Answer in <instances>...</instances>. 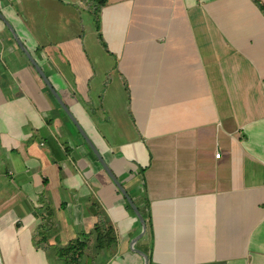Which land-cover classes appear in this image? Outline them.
I'll use <instances>...</instances> for the list:
<instances>
[{
  "label": "crops",
  "instance_id": "obj_1",
  "mask_svg": "<svg viewBox=\"0 0 264 264\" xmlns=\"http://www.w3.org/2000/svg\"><path fill=\"white\" fill-rule=\"evenodd\" d=\"M257 2L0 0V264H264Z\"/></svg>",
  "mask_w": 264,
  "mask_h": 264
},
{
  "label": "water",
  "instance_id": "obj_2",
  "mask_svg": "<svg viewBox=\"0 0 264 264\" xmlns=\"http://www.w3.org/2000/svg\"><path fill=\"white\" fill-rule=\"evenodd\" d=\"M0 18H1V20H3V22L6 24V26L8 27V29L11 31V33L13 34L14 38L16 39V42L18 43L19 47L21 48V50H23V52L25 53V55L27 56V58L30 60L31 64L33 65V67L35 68V70L37 71V73L43 79L44 83L49 88V90L52 93V95L54 96L55 100L58 102V104L60 105V107L64 110L65 114L68 116V118L70 119V121L72 122V124L76 127V129L78 130V132L80 133V135L82 136V138L85 140V142L87 143V145L93 151V153L97 157L98 161L102 165L103 169L106 171V173L112 179V181L117 186V188L119 189V191L121 192V194L125 197V199L127 200L128 204L130 205V207L133 209V211L136 214L137 218L139 219L140 223L143 225V231H142V234H141V236H142L145 233V230H146L145 221H144V219H143L140 211L138 210L137 206L133 202L132 198L129 196V194L127 193V191L124 189V187L122 186L121 182H119V180L117 179V177L115 176V174L111 171L110 167L105 162V160L103 159V157L99 153L98 149L95 147V145L93 144V142L91 141V139L89 138V136L87 135V133L84 131V129L82 128V126L80 125V123L78 122V120L72 114V112L69 109V107L65 104V102L63 101V99L61 98V96L57 93V91L54 89V87L52 86V84L49 82V80L47 79V76L44 73V71L37 64V62L33 59L32 55L28 52L27 48L21 42V40L19 39L18 35L16 34L13 26L4 18V16L1 14V12H0ZM134 243H135V241L132 244L134 245ZM133 251L136 252V253H138V254H140L141 256H143L144 261H145L144 264H148L149 263L148 256L144 252H142L140 250H137V249H134Z\"/></svg>",
  "mask_w": 264,
  "mask_h": 264
},
{
  "label": "trees",
  "instance_id": "obj_3",
  "mask_svg": "<svg viewBox=\"0 0 264 264\" xmlns=\"http://www.w3.org/2000/svg\"><path fill=\"white\" fill-rule=\"evenodd\" d=\"M107 0H94V6L92 9L93 12V17L96 22V28L97 31H99V16L98 12L101 7H103L106 4ZM257 2V0H255ZM259 4V2H257ZM261 7L263 13H264V7L259 4ZM99 37L101 38V35L99 34ZM99 232H102V230ZM105 234V231H103V235ZM86 249V243L81 242L79 243L78 241H75L73 244L68 245L65 248H60L57 251V255L60 259H63L65 264H79L80 262V257L83 255V251Z\"/></svg>",
  "mask_w": 264,
  "mask_h": 264
},
{
  "label": "rangeland",
  "instance_id": "obj_4",
  "mask_svg": "<svg viewBox=\"0 0 264 264\" xmlns=\"http://www.w3.org/2000/svg\"><path fill=\"white\" fill-rule=\"evenodd\" d=\"M87 23V27L90 29L91 27H94V24L92 23V22H90V21H88V22H86ZM90 26H89V25ZM129 30H130V28L131 27H134V25H133V19H132V21L130 22L129 21ZM136 29V28H135ZM87 31V30H86ZM90 33V35H91V31L89 32ZM89 38H85L87 41L85 42V45H88L89 43H90V41H92V40H95V39H91L90 38V36H88ZM98 37H99V35H98ZM100 38V37H99ZM101 39V38H100ZM104 45V44H103ZM80 46L82 47V44H80ZM130 56H132V54H129ZM1 57V56H0ZM33 66V65H32ZM84 69V70H83ZM84 71L85 73L84 74H82L83 76H86V68H82L81 70H79V72L81 73V71ZM44 82V81H43ZM46 85V84H45ZM47 86V85H46ZM48 88V87H47ZM49 89V88H48ZM55 100V99H54ZM57 102V101H56ZM58 103V102H57ZM63 110V109H62ZM64 111V110H63ZM31 262H34L33 264H39V261L37 260V261H34V260H32ZM30 262V260L29 259H27L26 261H24V262H20L19 264H32ZM49 263H51V264H59V262H49Z\"/></svg>",
  "mask_w": 264,
  "mask_h": 264
},
{
  "label": "built area",
  "instance_id": "obj_5",
  "mask_svg": "<svg viewBox=\"0 0 264 264\" xmlns=\"http://www.w3.org/2000/svg\"><path fill=\"white\" fill-rule=\"evenodd\" d=\"M215 158H217V159L221 158V153L218 152L217 154H215Z\"/></svg>",
  "mask_w": 264,
  "mask_h": 264
}]
</instances>
